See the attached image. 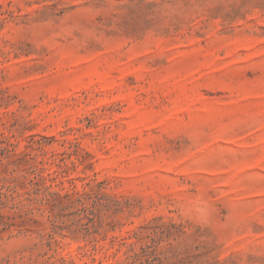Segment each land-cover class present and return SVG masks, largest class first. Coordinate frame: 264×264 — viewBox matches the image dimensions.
I'll use <instances>...</instances> for the list:
<instances>
[{
  "label": "rangeland",
  "instance_id": "obj_1",
  "mask_svg": "<svg viewBox=\"0 0 264 264\" xmlns=\"http://www.w3.org/2000/svg\"><path fill=\"white\" fill-rule=\"evenodd\" d=\"M0 264H264V0H0Z\"/></svg>",
  "mask_w": 264,
  "mask_h": 264
}]
</instances>
